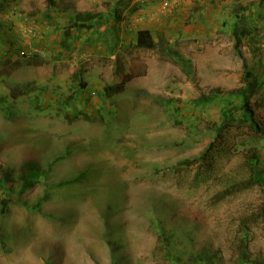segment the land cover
I'll return each mask as SVG.
<instances>
[{
  "label": "rangeland",
  "instance_id": "1",
  "mask_svg": "<svg viewBox=\"0 0 264 264\" xmlns=\"http://www.w3.org/2000/svg\"><path fill=\"white\" fill-rule=\"evenodd\" d=\"M5 1L0 175L26 160L49 172L2 221L0 264H208L213 253L222 257L214 264H238L244 236L248 253L264 260L263 190L218 198L243 169L248 148L261 151L264 169V140L253 146L235 133L231 140L240 149L229 144L213 174L199 181V164L175 166L204 150L212 138L204 130L220 118L221 102L192 101L216 88L241 87L245 62L264 72V28L244 40L243 56L230 34L236 7H251L253 0H126L111 54L104 25L82 31L71 53L61 52L59 40L70 14L107 11L117 0H54L52 8L46 0ZM142 28L165 36L193 75L167 50L136 48ZM81 84L86 89L69 109L66 99ZM107 85L120 90L102 98ZM171 103L181 108L178 119L170 115ZM73 108L92 120L79 113L72 118ZM258 113L264 117V108ZM76 176L77 183L54 186ZM4 193L0 189V199ZM161 229H174L178 237L167 241Z\"/></svg>",
  "mask_w": 264,
  "mask_h": 264
},
{
  "label": "trees",
  "instance_id": "2",
  "mask_svg": "<svg viewBox=\"0 0 264 264\" xmlns=\"http://www.w3.org/2000/svg\"><path fill=\"white\" fill-rule=\"evenodd\" d=\"M46 1L50 4V8L54 7L56 4L54 0ZM5 2V0H0V14L6 9ZM125 2L126 0H117L114 6L108 7L107 11H88L76 15L70 14L67 19L68 23L61 33L59 40L61 52L71 53L75 48L76 38L82 31L97 32L99 31L100 25H104L105 29H107L103 32L104 35H102V31L99 32L102 36H106L107 52L110 54L115 52L117 32L120 30V22L122 20L120 6L129 5L127 3L125 4ZM136 8L138 7H133L132 10H136ZM43 16L50 18V12L45 13ZM234 20V24L230 26V34L236 52L243 56L241 48L244 40H254L253 38L264 28V0H253L251 7H236L234 11ZM134 46L139 49H158L161 50V52L167 50L170 57L186 74L189 76L193 75L190 62L184 59L174 48L168 47L167 40L162 34L159 38H156L151 29H139L135 35ZM5 53L9 54L10 50L5 51ZM243 68L245 71L241 87L234 90L216 88L210 93H204L199 98L192 101L196 106H207L215 102L222 103L218 122H214L207 131L204 130V134L207 133V135L209 134L208 136L212 137L204 150H202L197 157L185 158L175 164V166H180L181 168H189L199 164L196 181L207 178L208 176L210 177L213 174V166L217 163L218 158L220 156H225L226 153L229 154V144L230 147L233 146L237 148V150L240 149L238 145L240 143L236 144L234 139L238 132H242L249 144L252 145L256 141L261 142L264 140V117L258 113L260 109L264 108V72L257 73L255 68L248 65L246 62L243 64ZM85 87V84H81L77 89V93H75L74 96L70 95L66 99V104L69 109L73 107V103L78 100V94L82 89H86ZM119 90L118 85H107L99 93L102 98H110L116 95ZM143 92L146 94L148 93L146 90H143ZM15 96L17 97V95ZM1 98L2 97H0V99ZM14 103L15 102H10V104H8L6 108L8 114H11L13 111L15 106ZM165 103H163L162 100L160 101L161 105H167V102ZM171 105L172 111L170 115L173 116L174 119H178L181 108L173 103H171ZM74 108L76 107L74 106ZM74 108L72 109V118L83 115L86 120H92L90 115L82 112L79 113V110ZM77 113L80 115H77ZM232 136L234 137L231 140ZM246 152L243 169L240 168L239 173H234L225 187L219 191V199H224L253 187H260L264 192V169L261 166L262 153L257 147L248 148ZM48 172L49 169L47 166L37 160H26L18 169L12 167H3V169H1L0 189L5 191V197L0 199V227L2 221L9 215L12 206L21 203V196L30 188L34 187L42 178L47 177ZM78 181L79 176H76L71 179L57 182L54 186L61 187L67 184L77 183ZM15 193L16 196L14 197ZM29 209L31 210L33 207H29ZM158 223L162 224V221H158ZM161 230L167 241L169 238L172 240L178 237L174 229H168V231L166 229ZM106 238H108L107 234ZM247 243L248 238L246 236L240 239V251L237 257L238 264H264V260H257L248 253ZM196 258L200 259L201 257H195L193 259ZM218 259L219 262L222 261V257H219L217 253H213V255L208 256V264H214L216 261L218 262ZM116 263L117 261L115 260L114 264Z\"/></svg>",
  "mask_w": 264,
  "mask_h": 264
},
{
  "label": "built area",
  "instance_id": "3",
  "mask_svg": "<svg viewBox=\"0 0 264 264\" xmlns=\"http://www.w3.org/2000/svg\"><path fill=\"white\" fill-rule=\"evenodd\" d=\"M24 53V52H23Z\"/></svg>",
  "mask_w": 264,
  "mask_h": 264
}]
</instances>
